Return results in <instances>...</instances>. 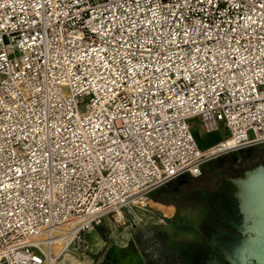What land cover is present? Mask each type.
<instances>
[{"label":"built area","instance_id":"obj_1","mask_svg":"<svg viewBox=\"0 0 264 264\" xmlns=\"http://www.w3.org/2000/svg\"><path fill=\"white\" fill-rule=\"evenodd\" d=\"M230 136L200 148L190 121ZM264 145V0H0V264H52L157 189Z\"/></svg>","mask_w":264,"mask_h":264},{"label":"rangeland","instance_id":"obj_2","mask_svg":"<svg viewBox=\"0 0 264 264\" xmlns=\"http://www.w3.org/2000/svg\"><path fill=\"white\" fill-rule=\"evenodd\" d=\"M190 123L200 148L209 147L230 136L229 130L224 125L217 132L207 133L200 119L194 118ZM258 148L264 149V145ZM254 165L256 164L251 166ZM225 178L214 185L190 189L185 198L179 202L178 207L171 203H162L167 207L159 204L161 211L158 218L140 223L139 226L117 225L115 222L102 225L87 234L86 238L91 245L90 251H70V253L87 264H160V260L165 259L171 251L176 253L198 251L205 256L210 253L207 241L212 226L223 223L222 213H230V207L235 206L236 195L242 213L246 212L243 214L245 221L241 224L242 229L249 233L255 231L256 234L242 238L231 232L229 228L219 226L214 228L210 240L232 264H250L248 260L255 258L252 250L264 239V222L257 213L247 208L248 201L251 202L252 199L247 200L245 195L237 192ZM126 227H130L131 238L125 240L127 244H124L119 240V236L124 241L120 233ZM132 229H134L133 234ZM230 234H234L235 237L223 241V237ZM112 235L123 247L115 242ZM98 242L101 244L97 246ZM208 264H225V262L219 257L212 256Z\"/></svg>","mask_w":264,"mask_h":264},{"label":"trees","instance_id":"obj_3","mask_svg":"<svg viewBox=\"0 0 264 264\" xmlns=\"http://www.w3.org/2000/svg\"><path fill=\"white\" fill-rule=\"evenodd\" d=\"M264 159V149L248 148L239 153L230 154L209 161L203 166V173L199 177L182 176L171 183L157 189L151 198L158 204L171 203L180 206L179 202L185 198L188 191L208 185H214L226 176L236 175ZM161 202V203H159Z\"/></svg>","mask_w":264,"mask_h":264},{"label":"bare ground","instance_id":"obj_4","mask_svg":"<svg viewBox=\"0 0 264 264\" xmlns=\"http://www.w3.org/2000/svg\"><path fill=\"white\" fill-rule=\"evenodd\" d=\"M232 181L235 183L237 192L245 195L247 200L252 199L251 202L248 201L247 208L257 213L264 222V165H258L257 167L246 171L242 176L234 177ZM160 211H161V206L157 204L152 198H149L143 204L142 207L133 209L134 217L140 223H145L150 219H157ZM123 237H124V241L121 239L120 236H119V240L122 241L124 244H127L125 240H130L131 237L130 227H126L125 231L123 232ZM64 246L65 244L61 240L55 242L54 253L58 255L60 258L54 260L52 264H83L84 263L79 261L77 258H75V256H73L69 250L62 251ZM252 252L256 259L258 260L262 259V261H264V239L262 240V242H259L257 244V247L254 248Z\"/></svg>","mask_w":264,"mask_h":264},{"label":"flooded vegetation","instance_id":"obj_5","mask_svg":"<svg viewBox=\"0 0 264 264\" xmlns=\"http://www.w3.org/2000/svg\"><path fill=\"white\" fill-rule=\"evenodd\" d=\"M258 165H264V159L261 160L260 162L256 163V165L254 166H250L249 168L245 169L244 171H242L239 174L236 175H231L226 177V182L232 184V186L235 187L234 182L232 181V177L235 176H241L243 175L247 170L252 169ZM222 180V179H221ZM236 189V187H235ZM236 192V190H235ZM234 192V195H235ZM235 197V206H231L230 207V213L225 214L222 213L223 216V223L219 224L216 223L215 226H212L211 232H210V236L208 238V246L210 249V253H208L207 255L203 256L201 253H198V251H184L182 253H176L174 251H171L169 254H167V256L165 257V259H161L160 260V264H208V260L212 257H219L223 262H225V264H232L230 261H228L225 256H223L219 249L215 248L213 246V244L211 243V235L213 233L214 228L219 227V226H225L227 228L230 229L231 232L240 235V237L244 238L247 236H250L251 233L249 232H244V230L242 229L241 224L245 221L243 218V213L240 209V205L238 202V199ZM235 237L234 234H230L227 235L226 237H223V241L226 240H232ZM250 262V264H257V262L255 260H248Z\"/></svg>","mask_w":264,"mask_h":264},{"label":"crops","instance_id":"obj_6","mask_svg":"<svg viewBox=\"0 0 264 264\" xmlns=\"http://www.w3.org/2000/svg\"><path fill=\"white\" fill-rule=\"evenodd\" d=\"M219 141H220V140H219ZM219 141H217V142H219ZM217 142H216V143H217ZM214 144H215V143H214ZM212 145H213V144H212ZM210 146H211V145H210ZM210 146H209V147H210ZM206 148H207V147H206ZM159 203H161V202H159ZM169 205H170V204H169ZM172 205H174V204H172ZM175 206H176V205H175ZM176 207H177V206H176ZM109 222H112V221H110V219H107V220L104 221V224H103V225H105V224H109ZM101 226H102V225H101ZM98 228H99V227H98ZM133 230H134V229H132V234H133ZM124 231H125V230H124ZM124 231H123V232H124ZM123 232L120 233L122 236H123ZM118 235H119V234H118ZM86 237H87V235H86ZM112 237L115 238L113 235H112ZM130 238H131V237H130ZM86 240H87V238H86ZM107 240H108V239H107ZM115 240H116L115 242H116L120 247H123L122 244L119 243L118 240H117L116 238H115ZM87 242H88V240H87ZM88 243H89V242H88ZM100 244H101V243L98 242V243H97V246L100 245ZM83 264H87V263L84 262Z\"/></svg>","mask_w":264,"mask_h":264},{"label":"water","instance_id":"obj_7","mask_svg":"<svg viewBox=\"0 0 264 264\" xmlns=\"http://www.w3.org/2000/svg\"><path fill=\"white\" fill-rule=\"evenodd\" d=\"M251 234H256L255 231L250 232ZM252 260H255L257 262V264H264V261H262V259L258 260L256 258H252Z\"/></svg>","mask_w":264,"mask_h":264}]
</instances>
